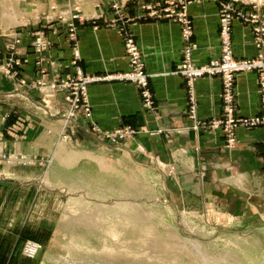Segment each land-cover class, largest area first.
I'll return each mask as SVG.
<instances>
[{"label":"rangeland","instance_id":"obj_1","mask_svg":"<svg viewBox=\"0 0 264 264\" xmlns=\"http://www.w3.org/2000/svg\"><path fill=\"white\" fill-rule=\"evenodd\" d=\"M39 1L41 4L48 2V0ZM105 1L108 3V11L114 14V18H108L100 13V6H94L95 12L90 17H85L76 0H67L71 12L69 19L63 16L57 17L67 26L69 40L75 51L78 47V30L81 23L119 27L130 68L128 71L115 75H125L131 72L132 66L125 47L122 28L125 26L132 31V21L135 20L177 21L170 18L145 16L148 11L143 6L150 2L148 0ZM32 2L33 0H0V14H13L18 3L21 7L26 8L30 5L31 8ZM244 8L251 10L250 5ZM263 9L264 7H260L258 10L261 15H264ZM49 16V13H45L44 18L36 24L37 28L32 27L33 47L38 54L39 62L42 61L49 46L46 33L48 24H45ZM190 17L192 18L191 15ZM236 21L252 27L257 53L253 57L239 58L233 49L235 58L247 60L259 58L263 53L257 46L252 24L242 20H235L234 24ZM132 33L134 34L133 31ZM193 38L194 35L191 42L196 44ZM20 40V31H14L3 56L0 55V71L10 79H17L20 75L22 59L17 52ZM135 40L139 46L136 37ZM40 42L44 43V48L38 49ZM220 49L222 55L221 40ZM75 55L79 60L77 51ZM221 55L211 61L220 59ZM11 58H16L19 62L11 66ZM182 59L183 51L180 62ZM78 62H75L76 75L56 78L49 85L50 88L62 92L68 102L66 120L76 119L80 111H83L88 119L92 117V107L86 98L87 92L79 108L74 110L75 115L70 116L72 103L68 99L69 92L62 87L69 78L77 79L81 75L96 77L83 74ZM178 65L175 73H177ZM252 71L259 73L261 87L264 90V71L251 70L237 73L234 82V118L259 117L261 122L256 125H227L228 117L224 112V86L221 74L206 75L222 79V111L219 116L211 119L200 118L196 100L197 120L201 123L196 125L191 118L192 114L188 111L189 97L186 110L190 120L188 128L198 133H220L224 149L214 151L209 156V161L206 159V163L202 159L205 158L204 153L199 154L200 166L195 170V177L167 172L165 170L168 166H162L159 162L151 166L141 161V165H138L133 162L132 155L129 153L107 146L117 145L116 148H120V145L132 136L145 131L144 127L138 128L132 125H120L115 130L102 133L98 132L100 130L97 125H91V131L98 133L100 139L105 142L104 146L93 138V141L91 140L93 145L89 147L91 155L68 168L59 164L58 166L54 162L53 155L49 158L0 151V166L4 163L40 165L44 172L52 169L55 173L51 178L46 176V173L42 174L36 188H33L29 194L25 192L24 208L18 211L16 222L20 230L16 234L17 240L16 238L14 241L11 240L8 264H264V175L261 171H255L254 173L260 176L253 174L242 177L237 169L231 170L219 158L220 153L230 154L237 146L240 131H252L258 128L264 130V108L262 113L257 115L239 116L237 114L238 75ZM44 72V69H41L42 75ZM184 79L186 80L185 77ZM111 80L136 84L124 78ZM20 83L27 85L24 79H21ZM38 83L41 89L45 86L43 81ZM138 89L141 95L140 88ZM150 90L152 92L151 87ZM142 103L144 105L143 98ZM15 118L17 115L12 114L0 130V134L5 139L22 138L27 132L28 125L11 123ZM69 127L66 125V128L69 129ZM63 137H69L68 130ZM259 141L264 146V136ZM101 156H104L108 162L104 168L97 159ZM48 180L53 182L50 189H48ZM9 212L11 216L12 211ZM29 241L36 242L40 246L39 253L34 258L24 254V247Z\"/></svg>","mask_w":264,"mask_h":264},{"label":"crops","instance_id":"obj_2","mask_svg":"<svg viewBox=\"0 0 264 264\" xmlns=\"http://www.w3.org/2000/svg\"><path fill=\"white\" fill-rule=\"evenodd\" d=\"M106 2L76 0L85 17L95 12L94 6H100V13L114 18ZM67 7V0H48L45 4L33 0L31 8L30 5L21 7L18 3L13 14H0V55L3 56L14 31H20L21 40L17 52L22 59L17 79H10L0 71V130L12 114L17 115L11 122L13 125H28L22 138L5 139L0 134V151L49 158L53 155L57 165L68 168L91 155L89 147L93 145V138L104 146L105 142L98 133L91 131V125H97L101 133L115 130L120 125H132L144 127L145 131L132 136L120 148H116L117 145H106L129 153L138 165H141V161L151 166L159 162L162 166H168L165 170L167 172L195 177V170L200 166L199 154L204 153L205 158L202 159L205 162L209 161L214 151L224 149L220 133H198L188 128L190 120L186 110L190 88L184 77L175 73L184 47L181 25L167 19L132 21V31L142 50L146 71L151 75L154 110L145 109L136 84L120 80H99L89 84L87 91L86 98L92 107V117L88 119L80 111L76 119L66 120L68 102L62 92L49 85L56 78L76 75V61H79L83 74L96 77L115 75L130 68L121 31L117 26L81 23L77 60L67 26L58 19L59 16L70 18L71 12ZM133 12L132 7V15ZM45 13L50 14L45 21L48 24L46 33L49 46L39 62L33 47L32 27L37 28L36 24L44 18ZM189 13L194 21L193 39L197 44L193 61L196 65L207 64L221 55L219 5L213 0H194L189 5ZM233 49L239 58L256 55L257 48L249 24L235 22ZM41 69L45 71L43 75ZM21 79L26 80L27 85H22ZM40 81L45 83L42 89L38 83ZM193 92L200 118L211 119L220 115L221 77L199 78L195 81ZM236 92L239 116L262 113L264 90L258 72L240 73ZM66 125L70 126V131ZM66 130L68 138L63 137ZM263 136L264 130L261 128L240 131L237 146L230 154L220 153L219 158L231 170L237 169L242 177L258 175L255 171H261L264 175V146L259 141ZM97 159L103 168L108 163L104 156ZM42 168L40 165L8 163L0 166V264L9 262L10 244L20 230L16 222L18 211L24 208L25 192L29 194L36 188L42 174L54 177L52 169L44 172ZM48 182L50 189L53 182Z\"/></svg>","mask_w":264,"mask_h":264},{"label":"built area","instance_id":"obj_3","mask_svg":"<svg viewBox=\"0 0 264 264\" xmlns=\"http://www.w3.org/2000/svg\"><path fill=\"white\" fill-rule=\"evenodd\" d=\"M143 8L148 13L145 16L155 18H170L181 24L182 34L185 41L183 48V59L178 65L177 73L182 74L190 87L189 113L192 114L196 125H201L197 120L196 98L193 92L195 80L209 75L221 74L223 76L224 86V112L228 117L227 125H256L261 122L257 118H234V82L236 74L243 71L259 70L264 71V15L258 11L264 7V0H214L220 5V40L222 55L218 60H213L208 64L197 66L193 63L192 54L196 44L191 42L194 35L193 20L188 13V5L192 0H148ZM250 5L251 10H246L244 6ZM117 6V5H116ZM235 20H242L251 23L256 35V43L262 50L259 58L253 60L237 59L233 53L232 31ZM125 47L132 66L130 73L125 75H107L105 77H81L77 79L69 78L62 84L63 89L69 92L68 99L72 103L70 116L75 115V109L79 108L87 92L88 84L99 80H111L116 78L129 79L134 81L140 88L144 106L148 110L154 109V96L150 90V74L145 71V64L142 58L141 50L135 40L132 31L127 27L122 28ZM44 48V43L38 44V49ZM12 63H18L16 58H11ZM79 72L80 69H79ZM204 125H208L204 123ZM216 125V122H215ZM40 246L33 241H29L24 247V254L27 257L34 258L39 253Z\"/></svg>","mask_w":264,"mask_h":264}]
</instances>
